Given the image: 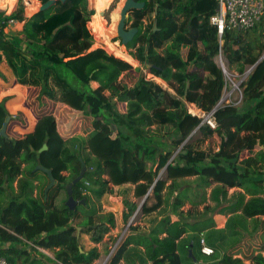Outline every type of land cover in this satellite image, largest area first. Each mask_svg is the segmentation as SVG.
<instances>
[{
  "label": "trees",
  "instance_id": "trees-1",
  "mask_svg": "<svg viewBox=\"0 0 264 264\" xmlns=\"http://www.w3.org/2000/svg\"><path fill=\"white\" fill-rule=\"evenodd\" d=\"M89 1H57L53 12L50 7L26 18L18 17L20 1L11 13L0 9V63L15 82L37 87L38 100L61 102L92 125L85 136H75L74 128L61 130L55 115L45 114L24 135L0 134V256L8 264H93L110 243L85 248L82 234L101 243L116 227L101 200L117 195L129 233L107 264H244L239 243L264 226V20L249 29H224L228 68L244 74L253 67L240 84L239 104H218L225 81L214 59L219 43L210 17L216 0H136L144 6L128 16L138 31L127 47L144 67H158L147 68L168 88L144 77L131 85L119 79L136 68L91 48L87 24L95 6ZM122 4L111 15L113 29ZM5 102L0 99V128L9 114ZM187 104L212 112L214 127ZM214 134L221 137L215 151L203 147ZM80 158L86 170L72 185L78 203L70 210L66 184L78 175ZM37 160L56 180L46 195L48 178L43 183L41 170H33ZM54 209L66 220L51 218ZM213 212L228 215L222 227ZM136 214L145 226L128 224ZM201 239L212 253L202 251ZM245 259L264 264L262 252Z\"/></svg>",
  "mask_w": 264,
  "mask_h": 264
},
{
  "label": "rangeland",
  "instance_id": "rangeland-1",
  "mask_svg": "<svg viewBox=\"0 0 264 264\" xmlns=\"http://www.w3.org/2000/svg\"><path fill=\"white\" fill-rule=\"evenodd\" d=\"M18 1H20V3L23 4V10L21 11L19 10L18 12L19 18L29 17L31 14H33L34 12L38 10L39 5L41 4L40 0H15V3L13 5L11 3H8L5 9H1V8L0 9L3 10L5 13H11L16 9V4ZM109 1L110 0H104L103 3H107ZM123 1L124 0H112L110 4L108 5V7L102 12V17H103L102 18V21H103L102 29L104 31V34H101L102 36H99L100 34L94 35L93 33L95 32L94 31L92 32V30L90 29L94 37V43L92 44L91 48L92 49L99 48L107 52L108 54H111L115 56L116 58H119L123 62H127L131 64L133 68H136L134 69V71L132 70L128 72L126 71L123 72L119 76V79L121 81H124L127 84L131 85L134 82H136L140 77H144L145 79L154 80L155 82H157L164 88H168L164 80L155 76V74L150 72L147 67H144L143 64H141L138 60L133 58L130 53L131 49L127 47V44L125 45L121 44L118 37H116V25L119 20V16H118V20L115 25V29H113V24H111V19H112L111 15L114 12V10L118 7L119 3L120 2L123 3ZM89 2H90V6L94 8V4L92 3L93 1L90 0ZM50 7H51L50 11L53 12L55 7H53V5H51ZM119 12H120V9H119ZM90 21L87 24L88 27H89ZM127 25H128V20L126 22V26ZM15 27L17 29H21L22 21L16 22ZM150 29H151L150 24L146 22L143 23L144 31H149ZM108 42L112 43L115 46L116 48L115 51L118 54H115L112 50L111 51L109 50L110 48L107 46ZM131 58L135 60L133 63H131ZM223 64L225 67V71L223 73L225 86L223 88L222 95H221L222 101L223 102H238L240 98V94H241V89H240L241 82L240 81H243L246 78L247 74L251 71L252 68L248 67L245 72L246 74H239L228 68V65L224 57H223ZM0 70H2L5 73V75H7V77H10L13 75L9 68H7L9 72L8 74L4 65H2V62L0 63ZM93 85L96 86L97 84L93 83ZM38 91L39 89L36 88V89H24V90L14 93L15 95H14V98H12L11 102L15 104L19 112L18 113L15 112L14 110L15 107H13L12 112H9V114L11 115V117L13 116V118H16L15 120L18 122V126H19L18 130L20 132L11 131L12 123L10 122L8 124L7 133L11 135H24L25 133H27L28 130H30L33 127L34 123L39 118V116H42L45 114L55 115V118L57 122L59 123V128L61 130H65L66 128L68 129L74 128L73 133L75 134V136H78V135L85 136L91 130L92 125L89 122V120H80L81 118H80L79 113L77 111H74L73 109H69L63 103L51 101L45 97H41L40 100H38L37 99ZM17 96H19V98H16ZM187 107L191 113L193 112V114H197L202 118L204 117L205 114H203L194 104H187ZM17 117H20L21 120H17ZM220 142H221V137L214 134L213 137L207 139L203 143V147L212 146L215 151L219 148ZM63 173L67 174V172H63ZM38 176H39V179L43 183H46L47 177L42 171L38 172ZM192 178L193 177H190V179ZM40 180H38V184L41 183ZM113 188L116 191L117 187L113 186ZM238 189L239 188L237 187L230 188L229 193L232 191L238 190ZM209 190H210V187L207 189V192H209ZM208 203L213 204L210 201H208ZM188 207H189V204H185L182 208L187 209ZM198 207L199 209H202L203 205H200ZM101 210L105 213L109 211L114 213L116 224H117L116 227L110 229V231L103 236L101 243H96V244L93 243L89 235L87 234H82L81 243L84 245L85 248H89L95 245L99 249H101L103 246V242H107V243L109 242L110 244H109L108 253L111 254L113 250L119 245V243L124 239V237L129 233L127 226L123 225V223L121 222V212L123 210V204L121 201V197L117 195H110L107 199L104 198L103 200H101ZM50 214H51L50 215L51 218H55L58 221L66 220L65 214L55 209L50 211ZM212 215L215 217L217 227L223 226L228 217V215H217L216 212H213ZM141 219L142 217L139 214H136L135 216H132L130 218V220H133L132 221L133 224H141L142 226L143 225L145 226L146 223L142 222ZM261 220H262V223L264 224V216L261 217ZM257 252H262L264 254V226L261 224L255 229V231L251 235H247L241 240V242L239 243V248H238V256H241L245 264H248L249 261L245 259L246 255L257 253ZM108 253L102 252L100 254V257L97 260H95L93 264H107L109 257H110Z\"/></svg>",
  "mask_w": 264,
  "mask_h": 264
},
{
  "label": "built area",
  "instance_id": "built-area-1",
  "mask_svg": "<svg viewBox=\"0 0 264 264\" xmlns=\"http://www.w3.org/2000/svg\"><path fill=\"white\" fill-rule=\"evenodd\" d=\"M216 2H217L216 11L210 17V23L214 25L217 29V38L219 43L218 53L214 59L218 67L224 73L225 71V67L223 64L224 56L221 48L222 34L224 29L227 27L233 29L239 28V30L249 29L254 27L255 24L260 20H264V0H216ZM240 99H241V94L238 102H240ZM238 102H232V103L237 104ZM221 103H229V102H223L221 96L218 104ZM203 121H206L210 126L214 127L212 112L205 114L203 117ZM201 244H202L203 252H205L206 254L212 253V249L205 246L203 239H201ZM0 264H8V261L4 257L0 256Z\"/></svg>",
  "mask_w": 264,
  "mask_h": 264
},
{
  "label": "water",
  "instance_id": "water-1",
  "mask_svg": "<svg viewBox=\"0 0 264 264\" xmlns=\"http://www.w3.org/2000/svg\"><path fill=\"white\" fill-rule=\"evenodd\" d=\"M57 1L59 2H65L66 0H46L45 2L41 3L38 7V11H44L46 9H48L51 5L55 4ZM144 6V1H136V0H124L123 4L120 8V12H119V20L117 22L116 25V37H118L119 41L121 44H127L128 42H130L134 35L137 33L138 28L137 27H131V28H126V22L129 16V12L133 9H142ZM154 29H156V22H154ZM237 30H239V28H237ZM262 57H264V54L259 58L261 59ZM146 67H153V68H158L154 65H151L149 63L145 64ZM253 66H251L252 68ZM11 119V115L8 114L0 128V134L7 136V126H8V122ZM47 148L46 143H44L40 149L38 150L39 152L45 150ZM80 163H81V169L78 173V175L68 184H66V192H67V199L65 201V204L68 206V208L70 210H72L78 203L77 200H75L72 196V185L76 182H78L84 175L85 170H86V166L84 161L80 158ZM33 170H41L42 172H44L47 175L48 178V183L44 188V193L45 195L47 194L48 190L53 187L56 183L55 178L53 177L52 174V170L49 168L44 167L40 160H37L36 165L34 166ZM146 196V195H145ZM145 197L142 199L141 203H140V207L144 201ZM81 204H84V199L80 200ZM132 220H130L128 222V224L131 223ZM127 224V225H128ZM80 227L77 228V235L79 233ZM110 255V253H108ZM138 264V263H137Z\"/></svg>",
  "mask_w": 264,
  "mask_h": 264
},
{
  "label": "crops",
  "instance_id": "crops-1",
  "mask_svg": "<svg viewBox=\"0 0 264 264\" xmlns=\"http://www.w3.org/2000/svg\"><path fill=\"white\" fill-rule=\"evenodd\" d=\"M8 1V0H7ZM91 1H93V0H91ZM112 0H110V2H111ZM110 2L108 3V5L110 4ZM9 3H11L12 5L15 3V0H9ZM93 3V2H92ZM54 5V4H53ZM108 5H107V7H108ZM106 7V8H107ZM105 8V9H106ZM1 9H5V8H1ZM7 10V9H6ZM36 10V9H35ZM34 10V11H35ZM95 11V10H94ZM2 65H4V67H5V69L7 70V65H6V63H5V61H2ZM7 72H8V70H7ZM8 74H9V72H8ZM37 87H33V86H27V85H22V84H19V83H16L15 82V80H14V76L12 75V76H10V77H7V75H5V73L2 71V70H0V99L2 98V97H5L6 98V102H5V106H6V108H7V110H8V112H12V110H13V107H15L14 108V110H15V112H19V110H18V108L15 106V104H13L12 102H11V100H12V98H14V93H16V92H18V91H21V90H24V89H36ZM21 97V96H20ZM16 98H19V96H17ZM10 100V101H9ZM8 101H9V103H8ZM65 105V104H64ZM66 106V105H65ZM67 107V106H66ZM40 117V116H39ZM13 118V116L11 117V119ZM10 119V121L8 122V124L11 122L12 123V127H11V131H14V132H20L19 130H18V122L16 121V120H11ZM34 125H35V123H34ZM34 125H33V127H34ZM33 127L30 129V130H28V131H31L32 129H33ZM7 128H8V126H7ZM27 131V132H28ZM222 227V226H221ZM39 250H41L42 252H44L45 254H47L48 256H50V257H53V254L50 252V251H48V250H45V249H42V248H40ZM250 263V262H249ZM248 263V264H249ZM244 264H245V262H244Z\"/></svg>",
  "mask_w": 264,
  "mask_h": 264
},
{
  "label": "bare ground",
  "instance_id": "bare-ground-1",
  "mask_svg": "<svg viewBox=\"0 0 264 264\" xmlns=\"http://www.w3.org/2000/svg\"><path fill=\"white\" fill-rule=\"evenodd\" d=\"M104 0H93V4L95 6V12L92 15L91 21L89 23V28L94 31V35L100 34L99 36H102L101 34H104V31L102 29V4ZM9 3V0H0V8H6L7 4ZM49 9V8H48ZM47 10V9H46ZM107 46L110 48L109 50L113 51L115 54H118L115 50V46L108 42ZM120 55V54H119ZM128 61V60H127ZM135 60L131 58V63H133Z\"/></svg>",
  "mask_w": 264,
  "mask_h": 264
},
{
  "label": "flooded vegetation",
  "instance_id": "flooded-vegetation-1",
  "mask_svg": "<svg viewBox=\"0 0 264 264\" xmlns=\"http://www.w3.org/2000/svg\"><path fill=\"white\" fill-rule=\"evenodd\" d=\"M130 12H131V11H130ZM130 12H129V14H130ZM126 28H128V29H129V28H130V26H129V25H127V26H126Z\"/></svg>",
  "mask_w": 264,
  "mask_h": 264
},
{
  "label": "clouds",
  "instance_id": "clouds-1",
  "mask_svg": "<svg viewBox=\"0 0 264 264\" xmlns=\"http://www.w3.org/2000/svg\"><path fill=\"white\" fill-rule=\"evenodd\" d=\"M206 251H208V250H206Z\"/></svg>",
  "mask_w": 264,
  "mask_h": 264
}]
</instances>
